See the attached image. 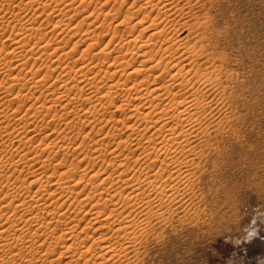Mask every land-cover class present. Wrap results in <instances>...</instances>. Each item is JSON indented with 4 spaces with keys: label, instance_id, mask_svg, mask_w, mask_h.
Here are the masks:
<instances>
[{
    "label": "bare ground",
    "instance_id": "bare-ground-1",
    "mask_svg": "<svg viewBox=\"0 0 264 264\" xmlns=\"http://www.w3.org/2000/svg\"><path fill=\"white\" fill-rule=\"evenodd\" d=\"M92 1L0 0V264H134L152 218L168 217L212 137L228 135L227 110L245 105L218 0L112 6L103 46L86 42L94 6L61 35Z\"/></svg>",
    "mask_w": 264,
    "mask_h": 264
},
{
    "label": "rangeland",
    "instance_id": "rangeland-1",
    "mask_svg": "<svg viewBox=\"0 0 264 264\" xmlns=\"http://www.w3.org/2000/svg\"><path fill=\"white\" fill-rule=\"evenodd\" d=\"M101 1L103 0L92 1L86 10L85 7H80V10L85 11L74 15L69 27L61 35L67 34L70 25L79 22L88 10L96 6L94 15H99L90 25L95 33H91L86 42L100 38L98 46H103L101 43H105L108 37H96V33L109 25L111 27L113 23V20L107 18L97 26L105 17L104 11L112 6L122 7L125 11L131 0H126L122 5L121 0H110L103 5ZM218 2L217 9L212 10V13L218 27H228L231 35L227 42L220 39V48H224L230 61L236 63L231 64V68L244 76L243 89L237 86L234 89L238 93L244 92L247 99L245 105L238 106L239 108L231 105L227 110L225 117L227 116L231 130L226 128L229 133L225 138L212 137L211 142L214 144L211 147L214 148L206 149L205 158L202 159L203 166L200 163L204 170L201 169V173L197 171L199 176L195 177V169L191 168L190 178L193 184H189L178 202L164 212V216L168 217L161 220L152 218L150 235L144 237L137 258L132 257L134 264H264V0ZM84 5L86 6L85 3ZM3 6L7 7V3ZM14 7L15 10L18 9L17 6ZM30 13L27 10V14ZM81 25L84 30L88 22ZM123 29L125 26L120 27V31ZM135 31L136 29L132 30ZM8 32L10 34L13 30L7 28L6 35H9ZM80 34L82 30L77 31L67 45H71V40L78 39ZM174 35L181 37L178 31ZM82 47L80 45L74 53ZM43 71L44 68L40 70ZM5 80L9 81V75ZM119 114L121 112H114V116ZM217 114L224 115L220 111ZM60 125V121L54 120L50 126L60 129ZM83 130L88 131L89 127L84 125ZM125 131V128H121L118 134L123 136ZM95 134L97 133H91L85 140L88 141ZM81 139L82 136L77 135L75 142ZM61 156L62 152L51 153L50 162L55 163ZM73 157L69 156V160L67 159L69 164L76 161ZM78 173L79 169L73 173V177H77ZM90 233L95 235L91 230ZM60 246L55 247L54 254ZM63 259L62 257L60 261Z\"/></svg>",
    "mask_w": 264,
    "mask_h": 264
}]
</instances>
